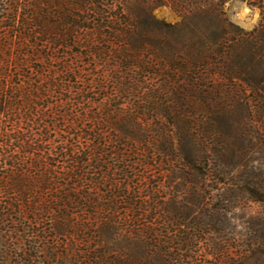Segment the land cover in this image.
Segmentation results:
<instances>
[{"label": "trees", "instance_id": "obj_1", "mask_svg": "<svg viewBox=\"0 0 264 264\" xmlns=\"http://www.w3.org/2000/svg\"><path fill=\"white\" fill-rule=\"evenodd\" d=\"M224 1L0 0V264H57L73 248L82 263H121L83 241L107 233L144 235L148 250L168 258L194 237L193 230L172 235L146 215L180 208L159 198L147 181L158 163L144 159L162 145L182 150L197 131L223 148L234 140L252 147L240 110L264 105V0H244L259 9L248 30L225 18ZM158 4L181 20H160L151 33L140 15ZM93 54L120 71L108 79L93 72ZM131 64L156 65L161 83L124 107ZM219 150L209 168L241 162V186L256 198L259 180L242 160L245 150ZM176 156L178 168H200L198 156Z\"/></svg>", "mask_w": 264, "mask_h": 264}, {"label": "rangeland", "instance_id": "obj_2", "mask_svg": "<svg viewBox=\"0 0 264 264\" xmlns=\"http://www.w3.org/2000/svg\"><path fill=\"white\" fill-rule=\"evenodd\" d=\"M222 11L228 21L245 30L255 25L259 18V9L248 5L244 0H225ZM140 16L145 17L146 29L151 33L158 31L160 20L168 23H177L181 20L180 13L167 4L152 5L149 14ZM80 58L86 57L81 54ZM92 60L93 72H98L105 79L120 71L119 64L116 62L111 64L107 56L102 59L93 54ZM148 66L144 70L135 64L125 68V73L130 75L132 84L128 96L123 98L122 106H133L137 94L160 85L161 76L156 65ZM247 93L248 90L244 92ZM240 113L245 115V125L249 129L247 137H250L253 144L247 150L241 148L236 140L225 148L220 147L219 143L201 136L197 131L198 139L195 143L186 142L182 150L175 149V144L171 148L162 145L153 152L152 157L144 159L147 163L153 161L158 163L159 169L147 168L150 174L147 181L151 185L157 184L159 198L173 199L180 208L176 212L161 207L156 211L151 210V213L147 212L146 215L160 220L172 235L180 236L184 231L193 230L196 239L192 237L185 246L180 242L179 245L171 247L168 258L159 252L148 250V247L144 246L146 240L144 235L142 240L136 236H117L112 233L91 234L84 237L83 241L103 245L104 256L107 259L120 256L122 261L117 264H264V105L256 111L250 105L241 109ZM200 114L202 113L197 111L194 115L199 117ZM161 121L164 122L166 119L161 118ZM215 149H220L219 152L225 154L237 155L245 150L242 160L245 159L248 165L254 166L253 177L259 180L256 198L251 197L241 186L244 177L241 162L235 164L231 162L221 172L209 168L211 164L209 156ZM180 154L198 156L200 168L194 165L178 168L182 161L175 158ZM169 163L174 165L172 170L167 169ZM73 237L79 241L82 239L80 236ZM247 237L251 239V247L245 249L243 241ZM197 239L198 242L195 244ZM81 246L82 243H77L76 248ZM80 252L73 248L69 253L70 258H59L55 261L57 264H86L81 262L83 255ZM17 253L15 251V254ZM31 264L41 262L36 259Z\"/></svg>", "mask_w": 264, "mask_h": 264}]
</instances>
